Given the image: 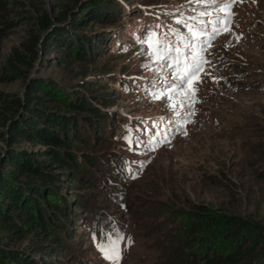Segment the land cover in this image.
Instances as JSON below:
<instances>
[{"label":"rangeland","instance_id":"374dc122","mask_svg":"<svg viewBox=\"0 0 264 264\" xmlns=\"http://www.w3.org/2000/svg\"><path fill=\"white\" fill-rule=\"evenodd\" d=\"M24 1L30 17L5 39L0 72L13 47L28 36L30 18L44 8L78 5L77 0ZM115 1L131 18L150 8L165 19V28L176 27L168 13L179 9L190 14L186 0ZM231 11V31L215 38L207 51L211 65L200 75L203 82L191 108L181 89L168 93L175 109L152 99L151 93L167 87L171 70L153 63L147 44L134 33H125V43H117L116 49L69 63L57 61L54 48L47 52L40 46L24 75L0 81V89L24 97L31 79L42 77L58 95L84 96L115 117L109 129L97 132L101 140L86 133L89 143H77L78 153L94 159L80 160L78 178L64 175L63 188L82 193L95 211H88L90 223L75 224L78 235L54 258L66 257L69 264H110L96 244L102 232L115 228L124 237L120 264H189L193 252L205 256L230 248L223 229L200 221L205 211L235 215L245 231L264 235V0H236ZM7 69L15 72L12 66ZM7 145L0 139V160ZM16 147L33 159L42 158L39 145L27 139ZM114 156L126 159L122 173L111 163ZM19 246L30 251L31 243L26 239ZM252 264H264V255Z\"/></svg>","mask_w":264,"mask_h":264},{"label":"trees","instance_id":"16d2710c","mask_svg":"<svg viewBox=\"0 0 264 264\" xmlns=\"http://www.w3.org/2000/svg\"><path fill=\"white\" fill-rule=\"evenodd\" d=\"M77 4L60 10L44 8L40 16L30 18L28 36L21 46L13 47L0 81L24 75V67L32 66L40 46L47 52L57 50V61L85 60L92 52L125 43L123 36L130 33L127 29L134 31V22L140 23L143 39L156 30L160 19L150 8L131 18L115 0H77ZM24 5V0H0V52L13 29L29 19ZM96 22L102 30L92 25ZM114 120L84 96H69L64 91L58 95L54 85L42 77L31 79L24 97L0 89V139L8 144L0 160V264H69L66 257L53 255L70 247V239L78 235L76 225L83 226L92 214H88L87 197L78 191L74 194V189L64 190L63 176L78 178L79 161L90 163L94 157L78 153L77 143H89L86 133L94 134L98 142L97 132L109 129ZM24 139L39 145L41 159L16 147ZM111 163L122 173L126 159L114 156ZM92 164L102 169L99 163ZM200 221L223 229L221 236L230 248L214 249L205 256L193 252L189 264H252L264 255V235L245 231L237 216L205 211ZM26 239L30 251L19 246Z\"/></svg>","mask_w":264,"mask_h":264},{"label":"snow or ice","instance_id":"6c2138e0","mask_svg":"<svg viewBox=\"0 0 264 264\" xmlns=\"http://www.w3.org/2000/svg\"><path fill=\"white\" fill-rule=\"evenodd\" d=\"M234 3L236 0H223L222 3L220 0H186V4L190 6V14L185 15L179 9L168 13L176 27L169 24L164 31L165 26L157 25L159 31L153 30L140 40L141 43L147 44L149 49L147 56L153 63L159 68L171 70L169 77L165 78L167 87L151 93L154 101H163L167 106L175 109L176 105L171 103L173 98L168 93L181 89L189 98L188 107L191 108L199 90L197 85L203 82L200 74L204 72L206 66L211 65L205 53L212 47L215 38L231 31L234 15L231 9ZM197 5L203 6L204 10H198ZM180 7L182 8L183 5ZM209 7L211 10H208ZM214 11L221 15L213 18ZM143 67L149 66L143 65ZM156 83L159 84L161 81L158 80ZM192 114L189 112V116ZM126 139L131 143V137ZM96 238L94 235V241ZM123 239L124 237L115 228L111 229L110 233H101L100 242L96 247L110 264H120L122 260L120 245Z\"/></svg>","mask_w":264,"mask_h":264},{"label":"clouds","instance_id":"9594fccd","mask_svg":"<svg viewBox=\"0 0 264 264\" xmlns=\"http://www.w3.org/2000/svg\"><path fill=\"white\" fill-rule=\"evenodd\" d=\"M134 24H135V25L137 24V25H136V28L133 27V28H135V29L140 28V26H141V25L139 26V24H138V23H135V22H134ZM135 25H134V26H135ZM135 29H134V31H135ZM127 30H130V33H134L133 29H127ZM202 73H203V72H202ZM202 73H201V74H202ZM201 74H200V75H201ZM94 216H95V214H94ZM95 220H96V221H99V220H100L99 216L96 215V216H95ZM87 221H89V223H90L91 220H90L89 218H87V219H86V223H85V225L88 224ZM90 227H93V226H91V224H90ZM120 234H122V232H120Z\"/></svg>","mask_w":264,"mask_h":264}]
</instances>
